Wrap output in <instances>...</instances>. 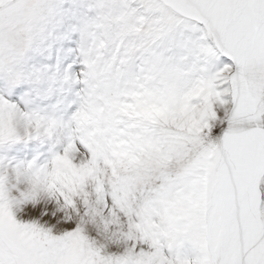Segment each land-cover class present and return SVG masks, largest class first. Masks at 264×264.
Returning a JSON list of instances; mask_svg holds the SVG:
<instances>
[{"label":"snow or ice","instance_id":"6c2138e0","mask_svg":"<svg viewBox=\"0 0 264 264\" xmlns=\"http://www.w3.org/2000/svg\"><path fill=\"white\" fill-rule=\"evenodd\" d=\"M95 6L29 0L26 39L0 37V264H264V0ZM52 48L59 114L14 71Z\"/></svg>","mask_w":264,"mask_h":264},{"label":"rangeland","instance_id":"374dc122","mask_svg":"<svg viewBox=\"0 0 264 264\" xmlns=\"http://www.w3.org/2000/svg\"><path fill=\"white\" fill-rule=\"evenodd\" d=\"M91 1L92 0H74V1L73 0H66L62 3L66 4L69 7H74V9L77 12H80L83 10H84L83 12H85L88 10V7H89V4L91 3ZM70 9H72V8H70ZM65 17L68 18L67 16L64 15L63 18H61V19H66ZM58 50H56L54 48L48 49L46 51L42 50L43 55H39L36 53V55L38 56L36 58V60H38V58H39V60L41 62H43L45 60L44 61L45 63L43 65H39V64H36L37 62H35V64L32 63V64H34L33 66L28 65L29 67L28 66L26 67L27 68L26 70L29 69L28 70L29 72H31V70H34V69H39L41 72L44 73V75L46 77V79L44 81V90L42 91V93H37V95H36V92H34L33 90L26 89V92L24 93V95H22L21 97L18 98L19 100L21 98V100H20L21 104H24L25 102H27L26 106L30 110L40 111L42 113H47V114H50V112L59 114L60 112H62L64 110L65 106L69 103L68 97L70 95V92L73 91V88L71 85H69L63 81L64 68L66 67V65L64 64V50L61 48H59ZM52 52L54 53V57H56L57 59L52 56L53 55ZM57 52L59 55L57 54ZM29 53H28L29 57H27V59H29V63H31L30 62L31 61L30 56H33L34 53L32 55H30ZM54 63H58V64L60 63L58 69L54 68V66H53ZM35 65H39V66H35ZM61 68H62L63 72H62ZM73 68L78 70L79 64L74 63ZM6 72L4 71V73H6ZM8 73H6L7 75H5L4 77H2V75H0V80H1V78L3 80H5V78L8 76ZM7 79L10 81H13V76L11 73H9V76L6 78V80ZM11 84H13V82ZM0 85H2L3 89L5 88L3 90L0 86V94H1L0 99H2L4 95H7L5 91H7L8 88L6 89L7 83L2 82V80L0 81ZM14 87L15 86L12 85V87L9 88V90H11L10 91L11 92L10 97L13 95L12 92L14 91ZM26 88H27V83H26ZM9 90H8V92H9ZM1 91H3L2 93H4V92L5 93L2 95ZM31 95H33V96H31ZM10 97H9V100H6V101L7 102L10 101L9 103L12 102L13 104H15L16 100L10 99ZM26 98H27V100H26ZM32 98H33V100H32Z\"/></svg>","mask_w":264,"mask_h":264},{"label":"bare ground","instance_id":"6f19581e","mask_svg":"<svg viewBox=\"0 0 264 264\" xmlns=\"http://www.w3.org/2000/svg\"><path fill=\"white\" fill-rule=\"evenodd\" d=\"M64 1H66V0H52V4H53V6H54V8L57 10V12L59 13V16L57 17V19H61V18H63V16L65 15V16H67V17H70V16H80V15H87L88 13H91V15H87V19H89V20H91V19H95V17L97 16V15H99L100 14V11H101V9H99V8H97L95 5H96V0H92L91 1V3L89 4V7H88V10L87 11H85V12H83V11H80V12H77L75 9H74V7H69V6H67L66 4H64V3H62V2H64ZM74 1V0H73ZM108 2L110 3V4H112L113 5V7H116V8H119V7H121L124 3H128V2H130V0H108ZM77 3V2H76ZM70 8H72V9H70ZM62 15V16H61ZM66 18V17H65ZM54 49H56V50H58L59 48H54ZM59 51V50H58ZM49 52V51H48ZM34 53V55L33 56H30V58H31V63H29V59H27V57H29L28 56V54H26V57H25V61H24V64L22 65V66H18V68L17 69H14V71L15 70H19V67H23L25 70L27 69L26 67L28 66V65H31V66H33L34 64H35V62H37L36 64H39V65H43L45 62V60L43 61V62H41L40 60H39V58H38V60H36V58L38 57L37 55H36V53L37 54H39V55H43L42 54V51H30V55H32ZM52 56L54 57V53L52 52ZM57 54H58V52H57ZM59 55V54H58ZM60 57V56H59ZM41 58V57H40ZM54 58H56V57H54ZM57 59V58H56ZM34 60V61H33ZM50 62V61H49ZM62 62V61H61ZM32 63H34V64H32ZM60 64V63H59ZM59 64L58 63H54L53 64V66H54V68L55 69H58L59 68ZM39 65H35V66H39ZM29 67V66H28ZM41 67V66H40ZM53 68V69H54ZM33 69V68H32ZM43 69V68H42ZM48 69V68H47ZM65 69V68H64ZM29 70V69H28ZM28 70H26V71H28ZM31 70V69H30ZM61 70H62V68H61ZM32 71V70H31ZM6 72V71H5ZM29 72V71H28ZM62 72H63V70H62ZM6 73H8V72H6ZM6 73H4V71H0V75H2V77H4L5 75H7ZM12 74V73H11ZM47 74V73H46ZM59 74V73H58ZM8 76H9V73H8ZM7 76V77H8ZM13 76V75H12ZM6 77V78H7ZM6 78H5V80H3L2 78H1V80H2V82H5V83H7V85H6V89L8 88V90H9V88L10 87H12V85L13 84H11L12 83V81H10V80H6ZM45 79H46V77H45V75H44V78H43V81H42V83H40V84H37V83H35L34 82V80H35V78L34 77H32L29 81H27L26 83H27V88L26 89H30V90H33L34 92H36V95H37V93H42V91L44 90V81H45ZM0 80V81H1ZM1 86V88H2V85H0ZM65 86V85H64ZM3 89V88H2ZM5 89V88H4ZM3 89V90H4ZM65 89V88H64ZM8 90L7 91H5L6 92V94L7 95H4L3 96V98L2 99H4V100H9V97H10V91L11 90H9V92H8ZM65 91V90H64ZM3 91H1V93H2ZM4 92V93H5ZM33 92V93H34ZM4 93H2V95L4 94ZM13 93V92H12ZM54 93V92H53ZM67 93V92H66ZM1 95V94H0ZM39 95V94H38ZM30 96V95H29ZM31 96H33V95H31ZM2 97V96H1ZM41 97V96H40ZM35 98V97H34ZM20 100H21V98H20ZM26 100H27V98H26ZM32 100H33V98H32ZM47 101V100H46ZM55 101V100H54ZM10 102V101H9ZM8 102V103H9ZM12 103V102H11ZM49 104V103H48ZM50 105V104H49ZM36 108V107H35ZM54 108V107H53ZM62 110V109H61ZM50 114H52L51 112H50Z\"/></svg>","mask_w":264,"mask_h":264},{"label":"clouds","instance_id":"9594fccd","mask_svg":"<svg viewBox=\"0 0 264 264\" xmlns=\"http://www.w3.org/2000/svg\"><path fill=\"white\" fill-rule=\"evenodd\" d=\"M29 0H0V37L23 41L26 39L28 28L25 5ZM9 52L7 49L0 53L6 62Z\"/></svg>","mask_w":264,"mask_h":264}]
</instances>
